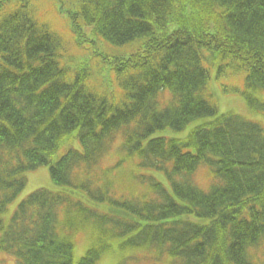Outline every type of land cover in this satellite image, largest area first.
<instances>
[{"label":"trees","instance_id":"1","mask_svg":"<svg viewBox=\"0 0 264 264\" xmlns=\"http://www.w3.org/2000/svg\"><path fill=\"white\" fill-rule=\"evenodd\" d=\"M55 1L74 61L36 0H0V264H97L116 251L264 264V127L220 113L211 89L264 114V0ZM198 118L183 139L151 137ZM201 165L207 190L192 180ZM44 166L67 190H35L5 223L23 174Z\"/></svg>","mask_w":264,"mask_h":264},{"label":"rangeland","instance_id":"2","mask_svg":"<svg viewBox=\"0 0 264 264\" xmlns=\"http://www.w3.org/2000/svg\"><path fill=\"white\" fill-rule=\"evenodd\" d=\"M34 8L37 10L39 9L38 12H41V14L42 12H44L43 19L49 22V27L52 30H55L60 36L64 38L66 42L65 47L68 51V56L70 57L67 60L74 61V59H76L75 56L79 53L80 50L76 47V45L73 44L72 33L70 32V26L68 20L66 19L65 16L60 14L61 12L57 8V2L55 0H36V2L34 3ZM127 54L128 53L123 55H127ZM211 81L213 83L216 82L214 78H212ZM241 83L242 80L239 77L230 78V80L228 81V85L230 87H232L233 85L236 88H240ZM211 89L214 93L213 98L220 113L232 111L264 127V114H258V113L248 114L246 112L245 102L239 93L224 94L221 90H219L215 86H212ZM262 97L264 98V95ZM205 121H207V118H198L193 122H191L188 126L183 128L182 130H172L170 128H166L164 130L155 132L151 137L183 139L187 136L188 132L192 127L201 124ZM73 147L75 149H80V145L78 141L74 143ZM61 153L62 152H59V154ZM112 163H113L112 156H107L105 158L104 164L111 165ZM125 166L126 169H128V171L133 169V167L130 164ZM124 175H127L125 171L115 172L114 176L112 177V180L114 181V183L117 182L119 184V187H122L123 186L122 179L124 178ZM23 176L26 178V185L24 189L16 196V198L11 203L8 204L6 212L1 215V218L5 223H8L11 220V217L14 211L16 210L18 204L35 190L39 188H44L53 192H60L66 189L64 186H58L51 182L48 168L45 166L40 167L34 171H27L23 174ZM156 177L159 178L163 183L165 182L161 174H156ZM209 178L210 177H209L208 169L205 166L201 165L194 173L192 180L199 188L205 190L210 184ZM72 195L77 199H82V197H84V193L78 190L74 191ZM87 204L90 207L93 208L95 207L96 209L98 204V209L100 210L106 211L107 209V204L104 203L87 202ZM73 242H74V254H73L74 262H77L79 258H81L84 255L89 245V238L87 233L84 231L80 232L73 238ZM140 255H141V251L135 252L134 253L135 260L137 258H140ZM131 256H132V252L116 251L114 253H109L104 255L97 264H171L169 260H165V259H164L165 261L162 260L159 262H151L148 261V259H144L143 261H138L134 263L131 259H129V257Z\"/></svg>","mask_w":264,"mask_h":264}]
</instances>
